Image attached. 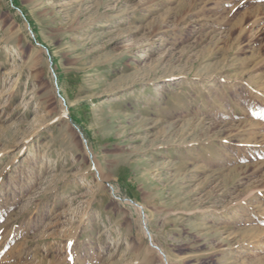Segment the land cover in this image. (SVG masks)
I'll return each instance as SVG.
<instances>
[{
  "label": "rangeland",
  "instance_id": "374dc122",
  "mask_svg": "<svg viewBox=\"0 0 264 264\" xmlns=\"http://www.w3.org/2000/svg\"><path fill=\"white\" fill-rule=\"evenodd\" d=\"M0 264H264V0H0Z\"/></svg>",
  "mask_w": 264,
  "mask_h": 264
},
{
  "label": "snow or ice",
  "instance_id": "6c2138e0",
  "mask_svg": "<svg viewBox=\"0 0 264 264\" xmlns=\"http://www.w3.org/2000/svg\"><path fill=\"white\" fill-rule=\"evenodd\" d=\"M69 259H71V257H69Z\"/></svg>",
  "mask_w": 264,
  "mask_h": 264
}]
</instances>
